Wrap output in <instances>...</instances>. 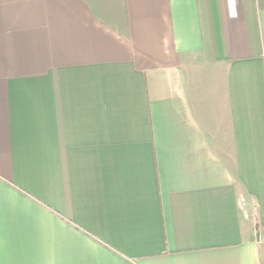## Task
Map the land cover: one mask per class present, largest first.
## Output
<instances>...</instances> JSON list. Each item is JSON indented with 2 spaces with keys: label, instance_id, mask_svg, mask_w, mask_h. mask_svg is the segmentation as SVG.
I'll return each instance as SVG.
<instances>
[{
  "label": "crops",
  "instance_id": "0c3cea01",
  "mask_svg": "<svg viewBox=\"0 0 264 264\" xmlns=\"http://www.w3.org/2000/svg\"><path fill=\"white\" fill-rule=\"evenodd\" d=\"M0 264H264V0H0Z\"/></svg>",
  "mask_w": 264,
  "mask_h": 264
}]
</instances>
